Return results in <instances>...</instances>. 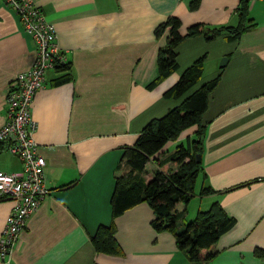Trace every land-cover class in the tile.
<instances>
[{
  "label": "crops",
  "instance_id": "0c3cea01",
  "mask_svg": "<svg viewBox=\"0 0 264 264\" xmlns=\"http://www.w3.org/2000/svg\"><path fill=\"white\" fill-rule=\"evenodd\" d=\"M35 1L55 25L73 79L58 82L63 72L50 68L32 102L50 192L28 219L9 264H264V254L257 253L264 252V0H249L247 23L255 25L238 38L223 32L212 40H184L179 68L154 88L149 84L158 76V51L166 43V34L157 38L156 26L170 15L182 20V33L196 23L236 26L242 0H200L193 9L192 0ZM37 52L18 13L0 0V127L8 86L32 67ZM203 55L202 82L221 77L205 113L202 187L214 188L205 194L210 206L220 201L236 221L213 245L214 257L194 262L173 232L154 228L150 204L113 218L111 197L116 177L131 170L125 147L151 119L181 102L165 93ZM225 55L229 60L221 68ZM9 155L16 160L7 161ZM151 163L156 166L146 165L148 178L156 168ZM0 169L21 171L23 165L3 150ZM182 203L177 208L188 213L190 203ZM13 207V200H0V234ZM110 223L122 249L115 255L98 252L92 241L98 227Z\"/></svg>",
  "mask_w": 264,
  "mask_h": 264
},
{
  "label": "trees",
  "instance_id": "16d2710c",
  "mask_svg": "<svg viewBox=\"0 0 264 264\" xmlns=\"http://www.w3.org/2000/svg\"><path fill=\"white\" fill-rule=\"evenodd\" d=\"M200 0H192L190 7L197 8ZM240 22L236 26L208 27L196 23L182 33V20L170 15L155 28L157 38L166 34V43L158 51V76L149 84L154 88L179 68L178 47L189 37L204 35L212 40L223 32L230 38H238L255 25L247 23L249 0H242L239 8ZM206 56L198 57L186 67L178 81L166 91V97H182L178 105L171 107L164 115L151 119L142 129L136 142L124 149L123 157L131 170L116 177L111 197L113 218L142 203L150 204L154 211L152 224L158 231H171L176 236L180 249L191 261L209 260L214 257L213 245L235 225L220 201H215L206 210H199L196 216L183 228L179 221L186 215L187 208L179 210L177 204L185 205L194 196L196 183L204 172L203 161L198 162L197 153H203L208 128L205 113L209 106L210 94L218 85L221 74L202 82ZM63 72L58 82L73 79L71 63L57 65ZM195 128L193 133H188ZM183 137V138H181ZM184 139V140H183ZM181 140L173 152L169 146ZM154 161L156 168L151 178L146 175V165ZM216 191L203 186L200 194ZM98 252L118 254L122 249L116 236L114 223L101 224L92 236ZM258 255L263 253L257 249Z\"/></svg>",
  "mask_w": 264,
  "mask_h": 264
},
{
  "label": "built area",
  "instance_id": "2783aa9c",
  "mask_svg": "<svg viewBox=\"0 0 264 264\" xmlns=\"http://www.w3.org/2000/svg\"><path fill=\"white\" fill-rule=\"evenodd\" d=\"M18 13L24 29L37 44V58L8 86L6 121L0 127V152L9 151L23 165L21 171L0 169V200L11 199L14 207L0 234V259L10 263L21 232L50 189L46 181V158L38 151L34 137L37 122L32 102L47 81V71L67 62L57 39L55 25L35 0H5Z\"/></svg>",
  "mask_w": 264,
  "mask_h": 264
},
{
  "label": "rangeland",
  "instance_id": "374dc122",
  "mask_svg": "<svg viewBox=\"0 0 264 264\" xmlns=\"http://www.w3.org/2000/svg\"><path fill=\"white\" fill-rule=\"evenodd\" d=\"M221 59L219 61V65L221 63ZM194 130H195V128H192V130L191 131L189 130L188 133H193ZM181 138H183V137H181ZM179 142H181V140H178V141L174 142L173 144H171L169 146V153L170 152H173L175 150V147H176V145ZM9 157L10 158L7 159V161L8 160L11 161L12 158H14V156H12V155H9ZM14 159L16 160V158H14ZM153 164L154 163H151V165L149 166V168H151V166H155ZM201 189H202V177L200 176L198 178V180H197V183H196V188H195L194 196L190 199V202H189L190 204L188 206V213H186V215L182 219H180V221H179V228H182V227L184 228L186 226V223L190 222L194 218V215H195V213H196V211H197V209L199 207H201L202 210H206V209H208L210 207V201L211 200L208 199V196L206 197V195L205 196H202L200 194ZM202 197H204V199L203 200H200V198H202ZM182 204L184 205V203H182Z\"/></svg>",
  "mask_w": 264,
  "mask_h": 264
},
{
  "label": "water",
  "instance_id": "95a60500",
  "mask_svg": "<svg viewBox=\"0 0 264 264\" xmlns=\"http://www.w3.org/2000/svg\"><path fill=\"white\" fill-rule=\"evenodd\" d=\"M228 60H229L228 55L223 56L221 59L220 67L221 68L225 67L228 63ZM196 156H197L198 162H201L202 161V153H197Z\"/></svg>",
  "mask_w": 264,
  "mask_h": 264
}]
</instances>
